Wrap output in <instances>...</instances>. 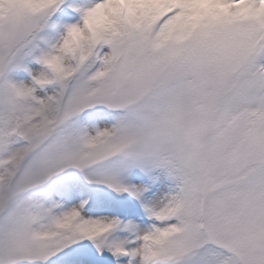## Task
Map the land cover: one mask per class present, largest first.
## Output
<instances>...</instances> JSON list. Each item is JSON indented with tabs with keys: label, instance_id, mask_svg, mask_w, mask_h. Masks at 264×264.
Wrapping results in <instances>:
<instances>
[{
	"label": "snow or ice",
	"instance_id": "6c2138e0",
	"mask_svg": "<svg viewBox=\"0 0 264 264\" xmlns=\"http://www.w3.org/2000/svg\"><path fill=\"white\" fill-rule=\"evenodd\" d=\"M0 264H264V0H0Z\"/></svg>",
	"mask_w": 264,
	"mask_h": 264
}]
</instances>
